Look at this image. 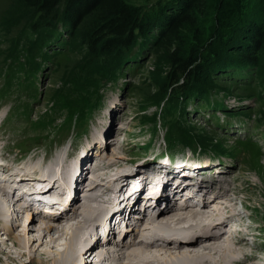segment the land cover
<instances>
[{"label":"rangeland","instance_id":"1","mask_svg":"<svg viewBox=\"0 0 264 264\" xmlns=\"http://www.w3.org/2000/svg\"><path fill=\"white\" fill-rule=\"evenodd\" d=\"M162 1L163 0H130L132 4L141 7V9H148V14H152L154 16L152 24L153 27H151L150 32L156 30L157 24H161V20L159 18L160 15L152 10L157 6L162 5ZM246 2L248 7H251V9L254 11L256 17L258 19H261L262 21V19L264 18V6L260 9V11H258L256 5L257 0H246ZM173 3L174 0H170V11L166 10L165 14L168 15L172 12L174 6ZM14 7V0H0V115L5 112H14L16 118L14 121L17 124L18 129H27V133L34 132L35 134L41 135L44 132L43 130L38 131V128H35L33 129L34 131H32L28 129L32 126L31 119L36 118L39 115H42L43 117H46L48 115L52 116L53 121L56 120V122H58L55 116L64 112V114L66 115V110H59V107L55 104V97L57 96V94H61L64 92L71 95H77V92L85 93L86 90L90 89L93 80L88 77L86 71L77 68V66L81 63V57H79V55L82 52V49L78 48V46L74 47L73 45L76 42L78 43V40L73 41L70 39V45H68L69 33L66 31L65 35L62 28L60 27V24L58 23L56 24V26H58V32L60 33L58 38L54 40V42L53 38L49 40L41 48V50L35 48L36 45L33 41V37H31L30 35V37L28 38H23L25 30L20 31V29L23 27L22 24L25 22L26 15H17L15 13L16 11ZM16 15L18 17L12 23V17H15ZM242 15V20L246 22H244V24L242 25L237 23L232 25V28H230L227 32L228 37H231L234 33L232 31H235V29H240L239 31L241 32L239 33H243L240 34V39H235V41H232V43H230L231 39H233L234 37L233 36L227 39L226 42L222 43L219 42L217 38H214V41L218 42L220 45L218 51L220 52V54H222V56L219 58L217 56L208 55L206 62L203 64V66L199 67V69H204L202 72L205 75L209 74V76H211V78H209V82L216 85V97L219 100V105L212 108V104H214L216 100V97L212 94V92L208 95L209 99L212 98L211 103L201 102V100L198 99L201 94H196L195 96L197 97H184V103H182L181 99L176 103L175 108H168L170 110L165 115V117H168L169 120H171V118L176 114V117L179 118L182 125H185V127L190 125L191 131L193 132H196L197 130L205 131L209 136H213V138L217 139V141L220 142V146L224 148L222 149V151L226 150L227 154L229 155V158H226V160L234 162V166L230 169L228 174L226 172L221 176V178L219 177L220 180L217 179V181L222 182L220 184H215V189H217V192L220 193V195H218L220 196V199H222L224 195L230 196L234 201L232 204H234V207L236 206V208L234 209H241L242 211H244L242 217V220L244 221L238 222L239 225L242 222V224L238 226L248 229V232L245 229V231L239 233V235L243 234V236H241L243 237L242 241H240L243 242L244 238L248 237V239H250L248 241L250 245L248 246V249L245 248L246 251H242L248 253L246 255L244 254L245 256H250V253L253 252L252 254H254L255 251V253L259 257L260 255L263 256V248H260L262 246L260 245V241H258L257 239L256 232H259L258 227H262V233L264 231V49L258 50V53L256 52L259 55L258 56L251 54V52H254L257 49L253 47L252 50L244 53L242 59H240L239 61L235 60V62L233 63L228 59H225L223 56L224 54H229L231 51H241L242 48L246 46L247 48L244 49L249 50L251 46H253L252 44H249V38L252 36L254 30L251 29V27H248L249 25L247 24L249 22H254L255 17H253V15H247V13H243ZM39 18L40 16L36 15L32 18V20L35 23L37 20H39ZM9 19L10 25L8 28H6L5 22ZM82 22L83 23L81 24V27L86 26V21ZM204 24L207 25L208 21L204 22ZM261 25L262 24L259 23V27H261ZM143 37L145 39H148L149 34ZM62 40L64 41L60 43V41ZM30 42L31 44L29 45L28 43ZM82 42L83 41H81L80 43ZM142 43H144L143 40L139 43V46H141ZM151 43H153V41L151 42L150 40L149 47L140 50L139 56L136 57L135 60L139 63L133 70H129L126 64H122L121 66L115 67L118 71V75L115 79H111V81L108 79V77L104 76L102 78V81L99 85V89L102 92L101 103L97 109L93 111L92 108L86 114V116H90V114H93L92 117L94 116V121L92 122V118L90 120L93 126L88 129L87 134L89 135L87 136V139L85 136L87 143L90 141L92 134L96 131L98 126L101 130L103 128H106L107 130V134L104 136V139L99 135L98 143L106 141L107 149H105V152H108L105 157L106 169L110 170V174L111 172H113V175L116 174L115 176L120 174L119 170L123 169L124 164H130L129 162H127L128 157H138L141 148L138 147L137 142L143 140V135L140 133V131H144L143 129L147 128L146 125H141V119L144 116H146V118H149L151 113L158 112L159 101L156 103L154 100L158 99L157 95L159 96V98L161 96H165V92L169 90L168 88H166L164 91L161 89V86H163V84H161V81L163 74L167 72L170 64L168 63V60H166L165 51L163 49H159V46H156V42L152 46ZM139 46H133L131 49V53H135L138 50ZM254 56H256V59L258 60L257 64L254 63ZM27 58L34 64L35 62L38 63L39 68L36 72L21 73L23 71V67L26 66L25 68H28L29 65H32L31 62L29 63ZM248 59L251 62H248ZM243 61L244 63H242ZM17 62L20 63V65H18ZM125 63H127L128 65L132 64V60H129V58L127 57L125 58ZM224 64H232L233 68L231 66L223 72L220 68L222 67L221 65ZM191 66L194 67L193 64ZM214 66H216L217 68H214ZM13 69H15V73L18 72V78H7L12 75L11 72ZM110 70L111 69H109V71ZM251 70L253 72H251ZM219 72L223 73L219 75ZM228 73H236L238 77H240V80L235 75L225 76ZM29 78L30 82H27V79ZM75 78H77L78 83H80L81 85L83 84L82 86L87 88L85 91H83L81 87H77V82H73ZM220 88L228 90L229 94L226 97H223V91ZM191 92V90H188V93ZM233 97H237L236 102H239V100L243 98L241 101V105L243 106H240L238 108L239 112L236 114V117L227 114L223 110V106L231 105L235 102V100H232ZM161 99H163V97H161ZM170 103L171 102H168V104ZM201 103L204 105H201ZM162 110L163 109L160 110L161 114ZM23 112H25V114H23ZM155 118L156 121L159 120L161 123H163L158 124L157 126L161 129L162 127L164 128V119L161 118L160 115H157ZM226 120L232 123L229 124L226 122ZM20 121L25 125L21 124ZM152 123L154 124V122ZM247 130L249 131L246 133ZM239 135L242 136L237 137ZM70 137L78 136H75L73 132L68 133L62 140L63 146ZM3 138L7 142V145L11 147V144L8 143L9 136L4 135ZM81 138H84V134L81 135ZM127 140L133 141V144L130 142L126 143ZM41 141H46L48 143V147L59 148V142L57 141L51 143L48 140L40 139L39 142ZM211 141L212 143L216 144L214 140ZM129 143L130 145H132L133 149L130 148ZM151 145L154 148H158L159 145H162V143L157 141L153 142ZM68 151H71V154H69L66 158L68 159V161H70L72 160V156H74V151L73 149H71L67 150L65 153H67ZM124 151L128 157L125 156ZM185 152L188 151H185L184 149H177V155L184 154ZM20 153L21 152L14 150L11 156L18 158L20 157ZM93 154L94 152L93 150H91L89 155L91 156L90 158L93 157ZM58 155L60 154L54 155L51 159V162L54 161V159ZM32 156L29 159V163L34 160ZM108 159H111L113 164H110L108 162ZM34 161L42 165L39 160ZM91 164L93 165V163ZM25 166V168L30 167L27 164ZM128 169L131 170L130 168ZM97 173L101 172L97 171ZM160 173L161 172L158 171V173L154 174V177L151 180L152 184L155 185V183L161 179L162 176ZM87 175H89V173H87ZM133 176H130L131 181L129 180V182L131 183V185L128 184L127 188L129 189L126 192L127 195L129 193V190L131 193H134L137 192L139 188L137 187L138 179ZM178 176L184 183H190L186 181V177H182L181 175ZM229 178L231 184H229V186L227 187V179ZM210 180L214 181V179ZM82 181H86V178L83 177ZM194 184L198 186V183ZM223 185H225L227 188H225ZM101 190L104 193L107 192L104 188ZM155 192L157 193L158 189H156ZM193 192L194 193H192V191L188 189L185 190L184 193H181L184 196L192 194L188 197L189 199H191L190 197H192L193 194H195L196 196L200 194L199 197L203 196L202 198H204V192L202 194L199 190H195ZM144 193L145 197H148L150 194L148 190H144L143 194ZM167 195L168 194L166 192L162 193V196H164V200H166L165 196ZM140 197H142V195H140ZM151 198L152 200L158 199L156 198V196ZM166 198L171 199L170 196ZM1 199L3 201H8V212H10L13 208H17L16 204H12V201L9 198L4 197L0 194V200ZM147 199L149 198H146V200ZM220 199L219 201H223V206L225 204H231ZM141 200H143V198H141ZM199 202L201 203V201ZM169 204V202H163L161 203V207L166 208L167 206H169ZM175 205L176 203L172 205L170 204V207L174 209L176 208L173 207ZM189 205L191 206V203ZM213 206L216 207L215 205ZM144 208L146 209L147 206ZM211 209L214 208L211 207ZM189 210L191 211L195 209L189 208ZM6 211L7 209L4 210V212ZM25 212L26 211H21L20 216L17 218L18 220H13V227H6L2 231L4 233H0V244L2 243V240L5 242L4 245H1L0 249V264H35L36 261L34 259L37 258L38 252L44 247H48L42 241L37 242L36 240V238L40 235L39 228L40 224H42L43 222V219ZM150 212L151 210H148L147 213ZM230 212H232V210H230ZM147 213L144 212V214ZM202 217L206 218L204 215H202ZM32 218L33 221L31 223ZM69 221H61V224L48 223L51 225H59L60 227H63L65 229V234H61L57 237L56 244L53 245L52 250L63 249V247L65 246L64 244L66 243V240L68 239L71 232V229H69L68 227L78 224L70 223V226L64 227V225H66V223H68ZM118 221L121 224V221ZM188 221H190V218H188ZM8 222H10V220H8ZM27 225H32L31 227L33 229H29L30 232H28ZM80 228L81 225L79 226V230ZM119 230L120 228L118 227L111 235L106 234L107 236L105 235L104 237L107 239L108 236H110L109 241L112 240V238H116L117 240L124 238V233ZM20 232L26 233V240L27 238H35L31 240L32 244H30L31 242H29L28 245L30 246H28L27 249H24L23 247L17 246L13 243L14 236L19 234ZM117 232H119V236L117 235ZM52 233L53 232L51 231V234ZM221 234H223V232ZM91 235L90 238L92 237ZM224 235L225 237L229 235L227 233V230L226 234H223V237ZM55 236H57V234ZM75 238L77 239V235H75ZM262 238L264 239V235L262 236ZM48 239L49 238L45 235L44 238L42 237V240H46V242H48ZM101 242L103 243L105 241ZM101 242H98L97 245ZM141 244L144 245L143 243ZM100 246L101 245H99L98 248H100ZM232 249L235 248L232 247L231 250ZM18 251H30V257L22 255L19 256L20 260L16 261L15 259H17L16 257H18V254L15 252ZM258 253H260V255ZM7 254L9 256H6ZM241 254H238L236 257H242L240 256ZM212 256H214V253H212ZM131 259L133 260V258H130L129 260L132 261ZM240 260L242 259L240 258ZM259 260L257 259V257H254V259L250 260L248 264H261ZM233 261L235 262V258H232V262ZM238 263L244 264L239 261L235 262V264ZM87 264L95 263L89 260ZM103 264L105 263L103 262ZM106 264H108V262H106Z\"/></svg>","mask_w":264,"mask_h":264},{"label":"bare ground","instance_id":"2","mask_svg":"<svg viewBox=\"0 0 264 264\" xmlns=\"http://www.w3.org/2000/svg\"><path fill=\"white\" fill-rule=\"evenodd\" d=\"M106 131V128L101 130L98 126L88 143L86 139L89 134H87L86 143H82V146L87 145L82 148L78 158L72 156L70 161L66 157L71 154V151L65 153L67 149L63 152L64 154H61V148L59 152L54 154L60 155L56 156L52 162L51 159L53 157L50 161L44 163V161L38 159L41 158L40 155L37 158L34 153V155L32 154L33 156L31 155L32 158L39 160L42 165L34 160L29 163L31 156L22 164L11 165L0 151V158L6 160V162H0V194L4 197H11L12 204L14 203L17 206V208H13L8 212V201L0 200V233H4L2 231L6 227H13V220L20 216L21 211H26L30 215L43 219L39 228L40 235L36 240L37 242L42 241L48 247H44L38 252L37 258L34 259L36 261L35 264H87L89 260L95 264H103V262L105 264L106 262L108 264H235L238 261L248 264L254 257L258 259L255 251L254 254H252L253 252L250 253V256H245L248 253L242 251L245 248L248 249L250 245L248 237L241 242L243 234L239 235L240 232L246 229L239 227L244 221L242 220L244 211L234 209L236 206L234 207V204H232L234 201L230 196L224 195L220 199V196H218L220 193L215 189V184L222 182L217 181V179L221 178L226 172L228 174L231 168L224 169V172L217 175V178H212L214 181L206 179V176H201L199 182H197L198 186H196L192 182L184 183L179 178L178 175L180 174L177 169H174L175 175L173 178V176L165 172L167 167L164 165H152V163L146 166H133L130 167L131 170L129 171H135L133 177L138 178L137 187L139 188L134 193L129 190L127 195L128 184L131 185L129 182V180L131 181L130 175L126 174L127 169H120V174L117 176H115L116 174L113 175V172L110 174V170L106 169L105 157L108 152H105V149H107V144L106 141L98 143L99 135L104 139L107 134ZM91 147H94L92 158L89 156ZM74 148H76V145L72 147L73 151ZM108 162L113 164L111 159H108ZM26 164L30 167L25 168ZM54 164H59L60 175L65 177V184L69 193L72 194L67 202L62 200L64 195L67 194L64 191H57L55 194L50 195V190L53 189L54 185H57L55 178L48 177L53 174ZM10 168L12 170H9ZM147 168L154 169L153 175L148 179L144 177ZM68 171L69 174L67 173ZM97 171L101 173H97ZM158 171L161 172L162 177L154 185L151 180ZM15 175H18L17 179L13 178ZM83 177L86 178V181H82ZM28 180L47 182V186L38 191L37 194L52 198L48 205L51 206L50 210L55 209L53 210L54 212L44 213L33 202H22V192H24L22 190L17 191L16 196L12 197L13 192L20 185L26 184ZM227 181L228 187L231 184L230 178ZM223 186L227 188L225 185ZM103 188L107 191L106 193L101 190ZM156 189H158L157 193L155 192ZM188 189L192 193L195 190H199L201 194L204 192V198H202L203 196L199 197L200 194L198 196L193 194L194 197L192 196L189 199L188 197L192 194L187 196L182 194ZM144 190L150 192L148 197H145V193L143 194ZM164 192L168 194L165 196L166 200L162 196ZM154 193L156 198H158L156 200L151 198L155 197ZM78 194H82V196L75 202ZM168 196L171 199L166 198ZM146 198L149 199L146 200ZM219 199L231 204L223 206V201H219ZM163 202H169L171 205L176 203L173 206L176 208L172 209L170 204L166 208H162L161 203ZM190 203L191 206L189 205ZM213 205L216 207L211 209L210 206ZM59 206H62L61 210L55 208ZM146 206L147 208L145 209L144 207ZM189 208H194L195 210L190 211ZM5 209H7L6 212H4ZM37 209L40 211H37ZM148 210H151V212L147 213ZM144 212L147 214H144ZM202 215L206 218L202 217ZM112 216H115V220L110 219ZM188 218H190V221H188ZM118 220L121 221V224ZM32 221L33 218L31 223ZM61 221H69L64 227L70 226V223L78 224L68 227L71 232L63 249L52 250L53 245L56 244L57 237L65 234V229L59 225L48 223L61 224ZM240 221L242 222L239 225L238 222ZM234 222L232 233L227 232L229 235L227 237L224 235L223 237V234H226L229 223L233 225ZM80 225L81 228L79 230ZM31 226L27 225L28 232H30ZM118 227L124 233V238L119 240L112 238L109 241L110 236L107 239L104 237L106 234L111 235ZM246 230L248 232V229ZM51 231L53 232L52 234ZM222 232L223 234H221ZM56 234L57 236H55ZM44 235L49 238L48 242L42 240ZM75 235H77V239ZM90 235L92 236L91 238ZM117 235H119V232H117ZM33 238H27L26 240V233L20 232L14 236L13 243L27 249L30 246L28 245L29 242ZM101 241L105 242L102 243ZM1 242L0 249L1 245L5 244L3 240ZM98 242L101 243L97 245ZM99 245H101L100 248H98ZM231 246L235 249L231 250ZM15 253L18 254L16 261H19V256L22 255L30 257V251H18ZM212 253H214V256H212ZM238 254H241L240 256L242 257L237 258ZM6 256L9 255L7 254ZM130 258H133V260L131 259L132 261H130ZM232 258H235V262H232Z\"/></svg>","mask_w":264,"mask_h":264},{"label":"trees","instance_id":"3","mask_svg":"<svg viewBox=\"0 0 264 264\" xmlns=\"http://www.w3.org/2000/svg\"><path fill=\"white\" fill-rule=\"evenodd\" d=\"M14 2L15 13L26 15L23 27L20 29V31L25 30L23 38H28L31 35L36 45L35 48L41 50L49 40L53 38L54 42L58 38L60 35L58 26H56L58 23L65 35L66 31L69 33L68 45H70V39L78 40V43L73 45L82 49L79 55L81 63L77 68L86 71L88 77L93 81L90 89L86 90L87 88L78 83L75 78L73 82H77V87H81L83 91L86 90L85 93L77 92V95H71L64 92L57 94L55 104L59 110H66V115H64L67 120L71 119L78 108L82 112L84 108L98 99V89L102 78L105 76L109 80H113L117 77L118 71L115 67L126 64L129 70H133L139 63L135 61L136 57L139 56L141 49L149 47L150 40L153 41L151 46L156 42V46L165 51L166 60L170 64L161 81L163 84L161 89L163 91L166 88L169 89L165 92V96H161L164 99V105L166 100H173L176 103L180 101L179 95L189 94H201L204 102L211 103L212 98L209 99L208 95L212 92L216 97V85L209 82L211 76L205 75L202 72L204 69H199V67L203 66L208 55L219 58L222 56L218 51L220 45L214 41V38L222 43L233 36L230 43L235 39H240V34H243L239 33L240 29L232 31L234 33L231 37H228L227 32L232 28V25L236 23L242 25L246 22L242 20L243 13L255 17L254 22L247 24L254 30L249 38L250 43L247 42L253 46L249 50L244 49L247 48L246 46L241 51H231L229 54H224V58L233 63L235 60L242 59L244 53L252 50L253 47L257 48L251 52L254 55H258V50L264 49V18L262 21L258 19L251 7H248L246 0H174L173 10L168 15L165 13L166 10L170 11V0H163L162 5L152 10L160 15L161 20V24H157L156 30L153 32H150V29L153 27L154 16L148 14V9L143 10L132 4L130 0H14ZM256 5L257 10L260 11L264 6V0H257ZM17 15L12 17V23L18 17ZM36 15L40 18L34 23L32 18ZM82 21H86V26L81 27ZM206 21H208L207 25L204 24ZM259 23L262 24L261 27H259ZM5 25L6 28L9 27L10 19L5 22ZM148 34V39H145L143 36ZM142 40L144 43L139 46ZM81 41L83 42L80 43ZM28 44L30 45L31 42ZM136 45L139 46L138 50L131 53L132 47ZM127 57L132 60V64L125 63ZM253 58H255L254 63L257 64L256 56ZM27 60L29 63L31 62L28 58ZM248 62L251 61L248 59ZM17 64L20 65L18 62ZM31 64L28 68L23 67L22 72L38 70V63L31 62ZM192 64L194 67L191 66ZM221 66L220 69L224 72L232 64ZM214 68L217 67L214 66ZM223 72H219V75ZM14 73L15 69L11 74ZM234 74L228 73L225 76ZM220 89L223 91L222 96L229 93L226 89ZM188 90L192 92L188 93ZM161 97L159 98L157 95L158 99L154 101L157 103ZM214 104L219 105L217 97ZM169 106L172 107V104ZM42 120L43 117L39 121ZM169 133L189 144L204 145L206 142L212 143L211 140H214L216 144H212L222 148L220 142L213 136H209L203 130L191 131V126L185 127L179 122V118H173Z\"/></svg>","mask_w":264,"mask_h":264}]
</instances>
